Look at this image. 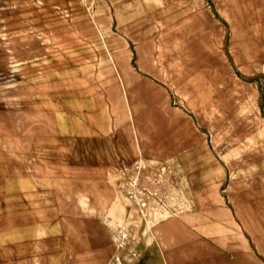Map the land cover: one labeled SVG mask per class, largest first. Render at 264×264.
Masks as SVG:
<instances>
[{"label": "rangeland", "instance_id": "obj_1", "mask_svg": "<svg viewBox=\"0 0 264 264\" xmlns=\"http://www.w3.org/2000/svg\"><path fill=\"white\" fill-rule=\"evenodd\" d=\"M166 1L152 10L159 25L190 2ZM195 2L226 22L217 26L216 68H198L184 94L170 92L161 141L147 134L161 125L139 124L143 107L129 106L135 156L121 153L102 185L83 183L95 174L66 164V140L57 134L70 94L118 120L110 104L118 90L112 0H0V116L19 135L0 136V163L10 167L13 187L6 194L0 183V264H46L42 248L9 232L21 239L50 229L58 238L65 225L93 220L118 236L116 264H264V0ZM127 132L122 125L123 145ZM38 176L55 184H36ZM48 187L56 188L53 205L34 199ZM92 188L118 194L93 217L78 199ZM56 252V264H79L60 244Z\"/></svg>", "mask_w": 264, "mask_h": 264}, {"label": "crops", "instance_id": "obj_2", "mask_svg": "<svg viewBox=\"0 0 264 264\" xmlns=\"http://www.w3.org/2000/svg\"><path fill=\"white\" fill-rule=\"evenodd\" d=\"M160 3L167 4V1L112 0L110 23L116 27V32L111 37V51L118 57V61H113L117 66H113L112 72L118 90L113 92L110 104L118 120H108L106 115L100 114L95 101L91 102L81 94H70L65 98L62 112L63 132L50 133L66 140L64 150L69 162L64 163L70 166L74 162L76 168L95 174L86 178L83 183L90 181L92 184L109 185L103 174L109 169L120 167L121 153L128 155L132 152V156H135L132 142L134 126L130 118L131 112H127L129 106L143 107L136 119L139 124L147 122L148 126L161 125L160 129L154 128V133L153 129L147 132L149 136L154 134L161 141L167 126L166 115L172 108L170 92L184 94L183 88L198 68H216L217 43L221 38L220 33H217V26L225 25L226 22L217 21L208 13L200 12L198 7L195 9V0H190L185 6L177 8L180 10L177 16L161 17L159 25L160 16L153 15L152 10ZM120 71L125 76L123 83L127 85L126 95L122 89ZM154 107L156 111L152 112ZM125 124L129 128L127 145L121 144L119 134L120 127ZM10 127L6 118L0 116V136L5 134L7 139L17 140L19 135L13 134ZM71 142H74L73 147ZM10 173V167L1 162L0 183L6 194L13 191ZM35 180L36 184L40 181L43 184H55L54 179L49 176L43 177V180L38 176ZM21 182L31 183L30 179L17 177L15 183ZM110 190L111 194L96 188L82 190L78 196L81 211H87L86 215L91 217L101 215L109 200L112 204L117 201L118 194L114 188ZM56 195V188L48 187L43 194L34 195V199L42 200L43 205H53L57 201ZM97 204H101V207ZM52 232L50 229L41 230L38 236L32 229L21 236V239L9 232V238L15 242H21L24 238L31 239L35 247L43 249V255L47 254L44 256L46 264H56L57 244L62 246L64 253L75 255L79 264H110V260L111 264H116L118 260V236L117 239L114 238V233L101 220H93L92 224L65 225L59 231L58 238ZM46 234L49 235L47 238ZM46 244L52 247L44 252Z\"/></svg>", "mask_w": 264, "mask_h": 264}, {"label": "bare ground", "instance_id": "obj_3", "mask_svg": "<svg viewBox=\"0 0 264 264\" xmlns=\"http://www.w3.org/2000/svg\"><path fill=\"white\" fill-rule=\"evenodd\" d=\"M114 63V62H113ZM126 107V106H125ZM127 108V107H126Z\"/></svg>", "mask_w": 264, "mask_h": 264}]
</instances>
